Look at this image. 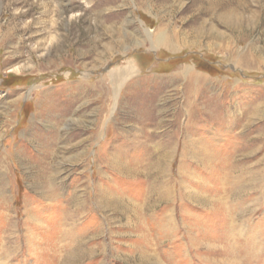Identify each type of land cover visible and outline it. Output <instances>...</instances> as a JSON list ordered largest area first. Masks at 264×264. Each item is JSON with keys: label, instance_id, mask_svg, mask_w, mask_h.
I'll return each instance as SVG.
<instances>
[{"label": "rangeland", "instance_id": "obj_1", "mask_svg": "<svg viewBox=\"0 0 264 264\" xmlns=\"http://www.w3.org/2000/svg\"><path fill=\"white\" fill-rule=\"evenodd\" d=\"M0 264H264V0H0Z\"/></svg>", "mask_w": 264, "mask_h": 264}, {"label": "bare ground", "instance_id": "obj_2", "mask_svg": "<svg viewBox=\"0 0 264 264\" xmlns=\"http://www.w3.org/2000/svg\"><path fill=\"white\" fill-rule=\"evenodd\" d=\"M98 136H99V133L97 134ZM97 135L95 134V138L97 137ZM242 138V137H241ZM53 139V138H52ZM56 140V138L55 139H53L52 141H49V142H51V144H53V142ZM54 152L55 151H48V152H46L49 156H55V154H54ZM123 166V165H122ZM231 168H233L232 169V171L231 172H235L236 173V171H237V168H239L240 166L239 165H237L236 163L234 164V165H231L230 166ZM126 168V169H125ZM122 168H120V170H121ZM123 170H126V171H128L129 170V168L128 167H124L123 169H122V171ZM225 170V169H224ZM240 170V169H239ZM134 172H135V169H133L132 170V173L134 174ZM240 173V172H239ZM228 174V173H227ZM232 176H231V181H229V183L230 184H228V182L227 183H225V184H228V186L227 187H225V189H231L234 193H235V189H237V190H239V189H246L245 187H247L246 185L244 186L243 184H242V181H245V172L242 170V168H241V173H240V175L238 174V175H234L233 173L231 174ZM234 175V176H233ZM128 176H129V174H128ZM227 176V175H226ZM229 177V176H228ZM230 178V177H229ZM262 179V178H261ZM49 180L50 179H46V182H47V184L49 183ZM227 180H229V179H227ZM223 184V183H222ZM239 186H242V187H239ZM169 187V186H168ZM171 187V186H170ZM51 188H53V187H51ZM260 189V188H259ZM228 190H226V191H228ZM225 191V192H226ZM246 191V190H245ZM240 193V192H239ZM226 194V193H225ZM223 196V195H222ZM198 197V199H200V200H202L201 198H200V195H198V196H196V198ZM209 200V199H208ZM198 201V200H197ZM205 202H207V201H205ZM203 204V203H202ZM221 204V203H220ZM224 207V206H223ZM223 209V208H222ZM231 236V235H230ZM248 244H250V243H248ZM256 244H255V242L252 244L251 243V245L250 246H248V247H246V252H248V254H250L251 256L252 255H254V253H255V251H256ZM247 254V255H248ZM226 260L227 259H224L223 260V262H226Z\"/></svg>", "mask_w": 264, "mask_h": 264}]
</instances>
